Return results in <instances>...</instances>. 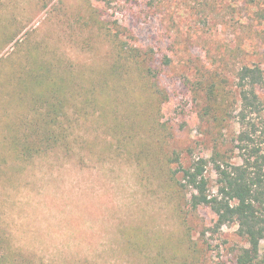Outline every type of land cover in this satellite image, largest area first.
Listing matches in <instances>:
<instances>
[{"label":"rangeland","instance_id":"rangeland-1","mask_svg":"<svg viewBox=\"0 0 264 264\" xmlns=\"http://www.w3.org/2000/svg\"><path fill=\"white\" fill-rule=\"evenodd\" d=\"M90 1L108 20L107 29H99L101 20L86 0H0L1 30L8 26L11 32L5 44L0 30V246L41 264H235L247 247L237 222L215 229V212L193 211L184 200L181 206L161 185L150 159L137 161L120 149L112 128L122 117L114 114L111 97L97 98L100 113L103 105L109 111L105 125L96 113L75 126L71 155L57 149L22 162L7 153L4 127L22 102L9 94L13 80L6 81L27 45L44 61L72 67L75 76L102 71L111 62L106 30H118L142 51L152 48L170 60L159 67L167 100L153 113L169 130L164 134L154 126L153 137H166V153L176 151L184 168L207 160L205 176L215 195L213 161L241 162L235 118L241 66L262 71V111L251 121L264 153V0H112L109 6ZM77 17L84 27L74 23ZM216 73L227 80L231 104L218 127L204 115L205 93L195 86ZM123 102L133 107L132 97ZM140 138L148 139L146 131Z\"/></svg>","mask_w":264,"mask_h":264},{"label":"trees","instance_id":"trees-1","mask_svg":"<svg viewBox=\"0 0 264 264\" xmlns=\"http://www.w3.org/2000/svg\"><path fill=\"white\" fill-rule=\"evenodd\" d=\"M104 1L108 6L112 2ZM86 3L92 15L101 20L91 1L86 0ZM106 22V18L100 21V30L107 29ZM74 23L85 26L80 17ZM9 29L8 26H3L2 30L0 27L5 44L11 40ZM104 36L109 37L113 48L111 62L102 71L82 70L81 75L76 76L72 67H60L57 60L44 61L35 56L34 49L25 46L27 52L22 62L15 63L6 81L12 85L13 80L9 94L22 102L16 119L4 127L3 139L7 145L4 143L3 147L7 153L22 162L57 149L71 155L75 126L84 120L91 121L96 113L105 125L109 111L103 105L100 113L97 98L111 97V102H116L114 114L117 119L122 117L112 128L117 146L128 150V155L132 154L137 161L150 159V167H157L161 185L169 191L170 197L181 202V206L184 200L193 211L208 207L215 212V229L228 222H237V234L247 247L237 254L235 264H264V153L260 146L263 141L257 134L258 127L251 121L262 111L257 93L263 81L260 68L241 66L236 73L238 107L235 118L241 128L236 150L241 162L237 165L213 161L218 178L217 193L213 195L205 176L207 160L199 158L184 168L176 151L166 153V137L154 138V126L164 134L169 130L167 125H160L153 114L156 110L159 114L162 103L167 100L160 91L159 67L169 66V58L160 59V54L152 48L146 51L136 48L129 40H122L118 30H106ZM225 82L226 78L216 73L208 81L195 84L205 93L204 115H210L217 127L231 114L228 113L231 104ZM128 96L134 100L132 108L123 102ZM143 131L148 134L147 140L140 138ZM174 165H178L177 170ZM4 248L0 246V264H41L20 251L8 254Z\"/></svg>","mask_w":264,"mask_h":264}]
</instances>
